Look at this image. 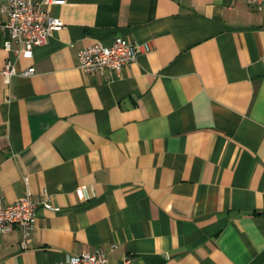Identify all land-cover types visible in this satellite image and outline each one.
<instances>
[{
  "label": "crops",
  "instance_id": "1",
  "mask_svg": "<svg viewBox=\"0 0 264 264\" xmlns=\"http://www.w3.org/2000/svg\"><path fill=\"white\" fill-rule=\"evenodd\" d=\"M48 9L63 26L32 58L14 42L3 48L0 13V198L29 192L53 206L37 209L27 250L17 230L0 234V264H58L97 249L109 264H264V6ZM114 37L140 47L134 62L78 68L80 49ZM7 62L15 74L5 78ZM80 185L92 187L89 200Z\"/></svg>",
  "mask_w": 264,
  "mask_h": 264
},
{
  "label": "built area",
  "instance_id": "2",
  "mask_svg": "<svg viewBox=\"0 0 264 264\" xmlns=\"http://www.w3.org/2000/svg\"><path fill=\"white\" fill-rule=\"evenodd\" d=\"M247 5L261 10L264 0H243ZM62 0H7L0 6V13L5 15L6 21L1 25L7 37L3 40V48L11 51L12 42L17 45L15 52L24 58H32L33 50L45 44L54 29L63 26L60 18L53 16L48 7ZM142 49L148 51V44ZM140 47L126 38L114 37L109 44L94 42L78 51V68L83 72L104 71L119 72L125 66L135 61ZM31 66L22 72L29 76L34 73ZM2 74L8 78L15 74L10 62H7ZM92 187L80 185L75 193L80 200H89ZM39 207L53 209L44 196L34 198L27 192L12 203L0 198V234L17 230L20 234L19 246L27 250L31 242V233L35 227L36 211ZM58 264H109L105 252L101 249L80 254H68Z\"/></svg>",
  "mask_w": 264,
  "mask_h": 264
}]
</instances>
